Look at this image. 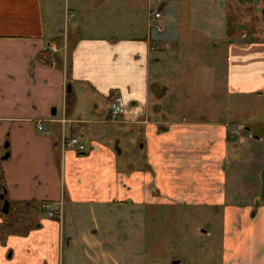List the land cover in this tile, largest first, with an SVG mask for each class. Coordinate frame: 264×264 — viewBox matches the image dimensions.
<instances>
[{"label":"crops","instance_id":"crops-1","mask_svg":"<svg viewBox=\"0 0 264 264\" xmlns=\"http://www.w3.org/2000/svg\"><path fill=\"white\" fill-rule=\"evenodd\" d=\"M129 1L65 0L64 14L55 0H0V264H161L167 252L165 264H264V0H132L148 10L126 23ZM193 43L227 48L225 65L203 67L200 98L174 53ZM220 92L242 118L218 117ZM116 97L126 112L113 121ZM5 200L55 216L3 228ZM181 218L208 242L180 239Z\"/></svg>","mask_w":264,"mask_h":264},{"label":"rangeland","instance_id":"rangeland-1","mask_svg":"<svg viewBox=\"0 0 264 264\" xmlns=\"http://www.w3.org/2000/svg\"><path fill=\"white\" fill-rule=\"evenodd\" d=\"M55 6L57 7L58 13L65 14V0H55ZM148 10L147 1L144 2V5L140 2L138 5L134 1L130 0L127 12L124 11L127 15L131 16L126 19V23L129 21L127 20H133L132 14L133 12H136L135 14H146ZM143 12V13H142ZM124 15V13H122ZM81 17V16H80ZM72 19V18H71ZM73 21V19H72ZM175 55L177 54V62L179 70H183L186 72V76L189 80L188 84L192 87L194 95H196L198 98L202 96L204 93V90L206 88V81L205 76L203 74V67L207 66L208 64L212 65L213 63H218L220 66L225 65L227 62V48L223 44H221L218 48H216L212 43L209 44H196L193 43L191 45H181L179 50L174 51ZM208 68V67H207ZM225 73V72H224ZM203 97V96H202ZM234 97L228 94H221L220 92V101H224V112L221 113L222 115H218L219 118H242L241 114H234L235 110L232 106V102L234 101ZM248 102V101H247ZM244 103V100L241 101V104ZM121 135L124 139L122 142L123 147L126 150V156L130 159H133V161H137L134 164L142 165L143 159H145V152L139 147L140 140L138 138H135L134 133L129 129L123 126V129L120 128ZM138 143H137V142ZM127 147V148H126ZM125 157V156H124ZM126 158V157H125ZM135 159V160H134ZM125 159H123L124 161ZM121 162V164H124V162ZM169 220H161L160 227L162 230V234L159 236L162 242V245L169 246V235L170 233V224ZM190 224L191 221L187 220L186 218H181V220L178 222V225L176 227L178 231V237L182 239L184 242L189 243H206L208 242L202 231H197L196 234H190ZM202 225V224H201ZM203 227H207L206 225H202ZM172 230H174L175 225L172 223ZM157 238V236H156ZM184 253V252H183ZM189 253V252H188ZM214 254L213 252H210ZM176 255H178L175 252ZM172 255L174 253L172 252ZM169 252L167 254H163L158 258V261L161 262V264H165V262L168 261V258L172 256ZM182 255V254H181ZM178 259V258H176Z\"/></svg>","mask_w":264,"mask_h":264},{"label":"trees","instance_id":"trees-1","mask_svg":"<svg viewBox=\"0 0 264 264\" xmlns=\"http://www.w3.org/2000/svg\"><path fill=\"white\" fill-rule=\"evenodd\" d=\"M54 56L51 54L49 50L43 52L40 56V60L47 64L52 65H60L61 61L59 60L58 56L55 55L56 63H53ZM5 189V181H4V174L3 169L0 162V191ZM42 210L40 203L32 202V201H23V202H15L12 203L10 209L7 213H3L4 215V224L3 228L5 227H14L18 222H22L25 229H29L31 226H35V221H28L29 214H39V211ZM27 221L29 223H27ZM35 224V225H34Z\"/></svg>","mask_w":264,"mask_h":264},{"label":"built area","instance_id":"built-area-1","mask_svg":"<svg viewBox=\"0 0 264 264\" xmlns=\"http://www.w3.org/2000/svg\"><path fill=\"white\" fill-rule=\"evenodd\" d=\"M151 27L156 28L157 30H161L162 26L160 24H155L154 21H157L158 19L161 18L162 14L161 11L159 10V8H155L153 6V10L151 13ZM155 25V26H154ZM50 50L52 52L57 51V46L56 45H52ZM54 63V61H53ZM126 112V104L123 102L122 98L120 97H116L113 99L112 103H111V107H110V114H109V119L110 120H118L122 115H124ZM43 128V124L40 123L39 124V129ZM68 147L71 148H76L78 151L84 152L86 151L87 147L86 144L83 142V140L79 137H72L70 139L67 140L66 142ZM42 208L47 211L49 208L48 204H43ZM48 214L50 216H55V213L52 210H48L47 211Z\"/></svg>","mask_w":264,"mask_h":264},{"label":"water","instance_id":"water-1","mask_svg":"<svg viewBox=\"0 0 264 264\" xmlns=\"http://www.w3.org/2000/svg\"><path fill=\"white\" fill-rule=\"evenodd\" d=\"M69 90H71V86H69ZM8 156V154H6V157ZM1 197H4V195L2 194ZM10 208V203L8 200H5L4 206H3V211L4 212H8Z\"/></svg>","mask_w":264,"mask_h":264}]
</instances>
